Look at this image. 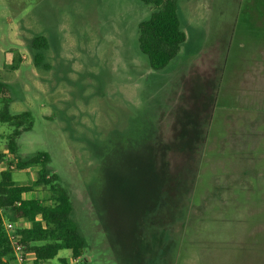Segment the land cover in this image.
Here are the masks:
<instances>
[{
    "label": "rangeland",
    "instance_id": "374dc122",
    "mask_svg": "<svg viewBox=\"0 0 264 264\" xmlns=\"http://www.w3.org/2000/svg\"><path fill=\"white\" fill-rule=\"evenodd\" d=\"M178 1L187 40L177 57L156 71L139 48V23L150 18L152 5L139 0H0V82L6 89L0 94V110L8 101L11 114L29 112L33 122L32 130L17 138L15 152L9 147L15 128L0 122V172L17 158L48 153V166L71 195L73 218L87 242L79 259L63 249L44 264H120L106 230L113 220L96 197L103 173L96 154L111 152V141L125 137L147 148L149 138L161 134L166 141L180 131L182 125L174 130L180 119L205 118L207 139L190 164L192 169L195 165L193 188L188 194L173 186L179 202L187 194L185 208L179 203V208L153 206L145 211L125 196H113L125 228L138 237L127 264H202L200 252L193 250L200 242L192 229L214 226V213L226 211V179L242 177L241 171L230 169L232 163L247 161L231 148V136L257 121L209 120V102L215 97L232 25L237 19H264V0ZM37 36L48 42L46 69L34 64L32 40ZM187 166L181 185L190 183L192 169ZM37 170H14L13 178L32 184ZM49 195L48 187H36L25 196L45 200ZM160 202L167 200L163 196Z\"/></svg>",
    "mask_w": 264,
    "mask_h": 264
},
{
    "label": "trees",
    "instance_id": "16d2710c",
    "mask_svg": "<svg viewBox=\"0 0 264 264\" xmlns=\"http://www.w3.org/2000/svg\"><path fill=\"white\" fill-rule=\"evenodd\" d=\"M139 1L154 7L150 18L139 23V48L147 56L153 70L165 69L187 40L181 25L179 1ZM47 47L45 36H37L32 40L37 68H48L45 62ZM5 90L4 84L0 82V94H4ZM202 100L200 98V104L204 105ZM9 108V102L5 101L0 110V122L15 128L9 142L10 150L15 152L17 138L32 130L33 122L29 112L11 114ZM200 114L204 113H199L201 117ZM180 122L174 130L182 125L181 130L168 135L166 141L160 134L151 138L153 141L148 139L147 148H140L135 140L125 137L119 142L111 141V152L96 154L103 168L100 191L96 197L105 207L106 215L113 220V226L106 227V230L109 231V240L120 264H127L136 253L138 237L125 228L122 212L114 197L125 196L129 202L141 205L145 211L153 206H163L165 210L173 205V208H179V203L185 208V203L189 202L187 194H182L183 201L179 202L180 195L173 186L183 187L182 191L188 194L192 190L195 165L192 169L190 164L206 141L208 128H204L207 123L205 118H182ZM49 162V154L39 152L29 158L15 159L10 162L9 168L0 172V264H10L12 260V248L3 227V217L13 223H29L28 226H17V231L27 253L34 255V264L48 263L63 249L70 250L73 259L77 260L87 248V242L73 218L71 195L60 185L59 176L50 170ZM185 165L192 169L190 183L181 185L182 173L188 171ZM33 167L38 170L32 184L24 185L14 180V170ZM36 187H48L49 197L43 200L25 196ZM163 196L167 203L160 202Z\"/></svg>",
    "mask_w": 264,
    "mask_h": 264
},
{
    "label": "crops",
    "instance_id": "0c3cea01",
    "mask_svg": "<svg viewBox=\"0 0 264 264\" xmlns=\"http://www.w3.org/2000/svg\"><path fill=\"white\" fill-rule=\"evenodd\" d=\"M231 36L214 85L209 118L257 121L231 136L233 151L247 157L244 163H232L230 168L241 171L242 177L226 179L228 206L224 214L215 212L211 217L215 225L192 229L198 242L212 240L208 246L193 245V250L200 252L202 264H264V19H237ZM237 204L246 209H238ZM28 259L34 260V255Z\"/></svg>",
    "mask_w": 264,
    "mask_h": 264
},
{
    "label": "built area",
    "instance_id": "2783aa9c",
    "mask_svg": "<svg viewBox=\"0 0 264 264\" xmlns=\"http://www.w3.org/2000/svg\"><path fill=\"white\" fill-rule=\"evenodd\" d=\"M3 227L12 248V260L10 261V264H26L30 254L27 253L25 245L21 242V236L17 231L18 227L15 223L5 219L4 217Z\"/></svg>",
    "mask_w": 264,
    "mask_h": 264
}]
</instances>
